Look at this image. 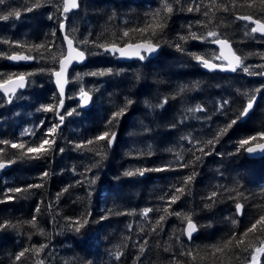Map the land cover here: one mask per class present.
Masks as SVG:
<instances>
[{
  "label": "trees",
  "instance_id": "trees-1",
  "mask_svg": "<svg viewBox=\"0 0 264 264\" xmlns=\"http://www.w3.org/2000/svg\"><path fill=\"white\" fill-rule=\"evenodd\" d=\"M39 2L42 6L31 12L24 9L33 0H8L6 5L0 6V12L15 8L22 13L19 19L0 21V53L23 52L35 57L30 64L14 66L0 56V76L32 73L27 78V89L13 97L11 103L0 94V140L27 145L38 143L48 127L59 122L55 112L39 110L42 105L59 103L49 71L58 69L52 56L59 57L57 44L62 43L59 13L55 7L58 0ZM190 2L173 3L174 11L168 15L166 27L151 37L153 43L160 45L155 58L123 64L91 43L85 45L79 41L85 38L100 43L116 40L121 47L125 40L139 42V34L120 39L122 32L150 23L151 14L163 8L164 0H80L79 10L72 15L76 19L77 33L69 37L85 51L88 61L69 73L66 107L62 113L71 106L69 92L77 83L89 91L91 104L85 110L80 108L74 118H65L50 154L41 159H17L8 170L1 172L0 201L4 202H0V223L10 221L16 226L0 229V264H33L34 253H27L26 259L20 262L15 261V255L24 248L40 244L48 245L39 257L45 264H136L139 245L145 240L142 264H172L173 258L177 264L246 263L248 252L233 247L214 257L211 246L223 243L232 233L239 237L254 218L264 214V157L248 159L243 149L237 152L240 139L264 130V81L258 79L260 75H249L242 69L233 76L202 72L190 53L211 58L215 50L209 47L205 52L203 42L192 39L185 42L180 37L189 34L190 24L191 31L198 35L214 29L229 39L238 55L245 57V65H264L259 55L264 53V37L246 36L245 23L235 19L236 15L264 16V8L259 0L254 8L247 6L248 0H236L235 7L232 0H217V3L227 4L230 11L213 9L212 23L206 29L196 22H207L209 18L201 13L210 6L211 0H195L201 5L200 12H188ZM50 14L53 19H49ZM5 40L52 47L29 53L25 48L4 43ZM177 44L184 51H178ZM108 69H111L110 74L88 75ZM262 70L257 68L258 72ZM77 74L82 78L76 79ZM252 96H258V100L247 119L239 120L221 135L214 148H205V151L211 150V155L196 161L189 151L193 147L189 139L201 142L213 139L237 117ZM165 98L167 103L158 107ZM128 100L132 103L127 105L124 115L108 126L116 136L113 148H104V159L88 150L98 145L74 148V143L93 139L106 130L112 113L125 107ZM225 100L229 103L221 109ZM197 106L205 110L188 111ZM41 121H44L43 126ZM26 129L34 130L35 136L22 135ZM99 143L106 144L105 141ZM0 148L5 150L0 153L5 161L15 159L20 151L9 145L0 144ZM59 148L64 152L60 153ZM178 154L183 161L177 160ZM97 162V167L86 171ZM182 162L192 163L187 168L178 167ZM166 165H170L171 170L146 171L143 176L125 175L129 170ZM45 171L49 176L41 180V173ZM193 172L195 177L186 194L170 211L190 215L197 225V236L189 242L183 233L186 221L176 215H168L162 222L163 230L157 228L153 232L154 222L163 214L157 209L167 206L166 200L160 198L166 193L171 195L174 186H180L183 178ZM91 180L95 183H89ZM30 184L43 186L21 193L6 191ZM65 188L68 191L63 192ZM213 191L217 196L214 200L207 199ZM58 193L62 195L57 200ZM5 195L16 198L5 200ZM237 202L244 205L240 218L235 210ZM145 208L153 209L147 219L141 215ZM33 216L36 217L35 228L27 223ZM84 217L88 223L79 233L68 227V218ZM257 236L264 238V233L249 234L245 246L247 243L258 245ZM166 248L169 251H165ZM188 250L195 260L180 255ZM118 251L123 255L116 260L114 253Z\"/></svg>",
  "mask_w": 264,
  "mask_h": 264
},
{
  "label": "snow or ice",
  "instance_id": "snow-or-ice-1",
  "mask_svg": "<svg viewBox=\"0 0 264 264\" xmlns=\"http://www.w3.org/2000/svg\"><path fill=\"white\" fill-rule=\"evenodd\" d=\"M8 0H0V6L6 5ZM173 3L179 4L180 0H164L163 8L157 9L154 13L151 14V22L146 24L144 27H137L134 29H126L122 32L120 39L129 38L132 34H139L140 40L139 42H131V40H125L123 47H121L120 43L116 40L110 42L100 43L96 40L89 41L87 38L79 41V44H89L91 43L94 47L102 49L104 52L111 53L112 55L119 54L120 57H138L139 59L143 60L146 59V56L142 53L152 54L156 52L160 45L159 43H153L151 37L156 36L159 32H162L163 29L166 27L167 17L169 14L173 13ZM259 4L262 8H264V0H259ZM41 3L39 0H33V3L30 6H27L24 11L31 12L34 8L41 7ZM236 6V0H232V7ZM247 6L249 8L256 7V0H248ZM57 12L59 13V28L62 32H64V41H66V48L60 53L59 57L56 55L52 56L53 61L59 64V69H50L51 75L55 77V83L58 88L59 92V103L57 105H42L41 109L45 112H55L56 116L58 117V123L52 124L46 132L43 134L42 137L39 138L38 143H34L33 145H27L25 142H13L8 140H0V144L2 145H9L13 149H18L19 154L18 156L13 158H8L6 161L2 156H0V170H3L5 167L16 163L17 159H41L44 156L50 154L53 151V146L56 144V138L59 134L61 127L64 124V120L66 116L73 115L76 112V109L65 111L64 114H61L60 110L63 109L64 105V96H65V85L69 82L67 79V71L69 66L73 62H83L86 59V54L84 50L79 48V45L74 43L73 38H69V35L66 31V23L68 21V14L73 12L74 10L80 8V0H58L55 5ZM213 9L216 11H224L229 12L230 8L227 4L224 3H217V0H211L210 6L206 8L201 14L204 17H208L209 19L207 22L205 21H197V25L208 28L209 25L212 23V19L210 17V13L214 15ZM188 12H200L201 5L196 3L195 0H191L188 7L186 8ZM22 13L19 9H11L7 10L6 12H0V21H8L10 18L19 19ZM53 14L49 15V19H53ZM236 20L245 21V35L246 36H255V34H259L261 37H264V16L254 18L252 14L248 15H236ZM249 25H251L249 27ZM189 34L187 36H181L180 39L187 42V40H199L201 42H207L218 46V54H214L211 58H205L202 55L196 53H190L193 58L200 63L204 68L214 70L220 69L221 71H232L235 72L238 68L242 69L243 72L249 75H260L264 76V70L260 72H252L250 69L253 67L251 65H245L244 59L241 55H238L237 52L233 49L231 42L229 39L221 34L216 30H208L206 33L198 35L196 32L191 31L192 25H188ZM74 32L75 29H72ZM52 35H55V31H53ZM4 43H9L10 46H15L18 48H25L29 53L33 50L39 51L41 48L50 49L52 45H21L19 42H10L5 40ZM54 44V42H53ZM178 51H184L183 47L180 44L176 45ZM249 55H254V53H249ZM260 58L264 59V53H260ZM0 56H4L6 59L10 61H29L35 59L30 54H24L23 52H13L12 54L0 53ZM215 61H220V63H214ZM255 67L264 69V65H256ZM43 71V70H42ZM111 69L106 71L100 72H92L88 73V75L93 76H103L106 74H110ZM32 75V73H19V74H10L7 78L0 76V91L3 92L4 96L7 97V102L11 103L13 97H15L17 90L25 88L26 84L28 83V76ZM82 77L77 74L76 79H81ZM256 91H259L257 89ZM71 98V97H69ZM79 99L80 105L79 107H84L89 104L92 97L89 94V91H86L83 87L79 90ZM255 102V96H252L248 99L247 104L242 110L239 112L235 119H232L224 128L220 129L219 132L206 142H201L199 140L189 139V143L192 144V151L193 157L196 161H199L202 156L211 155V150L205 151V148L212 146L214 148L215 144L219 141L221 135L225 134L228 129H230L233 125L237 124V122L248 115L250 110L253 108V104ZM132 103L131 100H128L125 107L119 108L117 111L113 112L109 120L106 122L105 129L103 132L96 135L93 139H89L84 142L74 143L69 141V143H74L75 149L86 148L89 145H98V147L88 148L89 151H94L95 154L101 159H104L106 153L104 148H110L115 140L116 133L109 128V125H113L114 122H118L119 118L122 117L126 111L127 105ZM167 103V98L163 102H161L158 107H163L164 104ZM229 101L225 100L221 103L220 108L223 109L225 105H227ZM205 109L202 106H197L195 109H188L189 112H197V111H204ZM79 114V113H77ZM44 121H41V126H43ZM22 135H33L35 136V131L32 129H26ZM105 141L106 144H100L99 142ZM47 145V147H45ZM243 149L248 154H256L257 152L264 154V130L256 132L254 135H250L246 138L240 139L238 142L237 152ZM4 149L0 148V153H4ZM59 152L63 153L64 149L59 148ZM199 152L201 155H196ZM178 161H183V157L179 154L177 155ZM192 162H182L178 164L180 168H187L190 166ZM98 162L93 164L90 168L86 169V171H91V168L97 167ZM171 170L170 165H166L161 168L156 169H135L129 170L125 172L126 176H133V175H140L143 176L146 171H165ZM49 173L47 171L41 173V180L45 177H48ZM195 177V172L190 175H187L183 178L182 183L180 186H174V190L172 191L171 195L167 193L165 196H162L160 199L166 200L167 206L162 207L161 209H157V211H161L163 214L159 216V218L154 222L155 226L152 227V231L156 232L157 228L161 231L163 230V224L168 215H176L181 217L183 221H186V227L183 230V233L187 236L188 240L192 239L193 233H195L197 229V225L191 219V216L186 213L181 212H171V206L175 204L182 196L186 194V189H188V185L193 181ZM77 183H81L77 181ZM89 183H95V180L89 181ZM42 184H30L26 188H8L6 191L7 193H21L27 192L32 188H40ZM68 191L67 188L63 189V192ZM62 193L57 194V200ZM217 196V192L213 191L207 199L214 200ZM15 196L5 195V200H12L15 199ZM4 202V201H0ZM207 206V205H206ZM52 208V205H49V209ZM244 205L237 202L235 204V210L237 214H243ZM40 207L37 205L36 212L39 213ZM152 208H145L141 215L147 219L148 214L152 212ZM88 216L91 213L87 214ZM106 217H101V219H105ZM54 219V217H53ZM69 219L68 227L79 233L81 229L88 223V219L86 217L79 218L76 220ZM233 224L236 223L235 220L232 221ZM29 225L33 228L36 227V217L33 216L30 221H27ZM16 225H12L10 221H4L0 223V229H5L7 227H15ZM129 229H131V225H129ZM144 229H141L143 232ZM257 232L264 233V214L258 216V218H254L253 221L250 222V226L246 227L245 230L239 235L236 233H232L231 236L221 244L213 245L212 248V255L215 257L216 254H224L226 250L231 251L233 247L241 249L244 252L249 253V257L246 258V264H261L260 257L264 256V238L261 236H257V240H259V244L256 245L254 243H247L246 238L249 234H256ZM40 234L43 235V229H40ZM31 238V237H29ZM179 239V237H177ZM147 240H145L142 244L139 245V255L136 256V264H142L141 257L144 255L146 251ZM47 244H40V245H32L31 248H24L23 250L19 251L15 255V261L20 262L26 259V254L29 252L34 253L33 256V264H45L44 259L39 258L40 254L44 252V249L47 248ZM165 251H169V249H165ZM123 255L122 252L114 253V258L119 260L120 257ZM180 255H187L192 257L193 260L196 257L193 255L191 250L187 252H181ZM172 264H177L175 258H173Z\"/></svg>",
  "mask_w": 264,
  "mask_h": 264
},
{
  "label": "water",
  "instance_id": "water-1",
  "mask_svg": "<svg viewBox=\"0 0 264 264\" xmlns=\"http://www.w3.org/2000/svg\"><path fill=\"white\" fill-rule=\"evenodd\" d=\"M78 9H79V8H78ZM78 9L74 10L73 12L69 13L68 15H71V14L77 12ZM239 21H240V22H243V23L246 24L245 21H241V20H239ZM249 26H251V25H249ZM59 31H60V35H61V42H62L63 47H64V49H65V48H66V41H64V39H63L65 33L62 32V31L60 30V28H59ZM255 35L261 37L259 34H255ZM69 38H70V37H69ZM74 43H75V42H74ZM212 46L215 48V50H216V52H217V54H218V51H219L218 46H216V45H214V44H212ZM103 53L108 54V55L111 56V57H116V58H117V61H118L119 63H123V64H130V63H132V62H142V61L145 60V59L141 60V59H139L138 57H120L119 54L112 55L111 53L104 52V51H103ZM158 53H159V49H158L156 52H154V53H152V54H150V55L147 54V53H142V54H144V55L146 56V59H153V58H155V57L158 55ZM32 62H33V60L15 62V61H10V60L7 59V63H8V64H11V65H14V66H15V65H18V64H25V65H26V64H30V63H32ZM85 63H86V59H85L83 62H79V63H78V62H73V63L69 66L68 71H67V79H68V81H69V73L71 72V70L74 69V68H78V67H80V66H83ZM196 64H197L198 66H200V70H201L202 72H205V73H220V74H227V75H231V76H233V75H235V74L237 73V71L240 70V68H238L235 72H232V71H221L220 69L210 70V69L204 68V67H203L200 63H198L197 61H196ZM58 69H59V64H58ZM58 69H57V70H58ZM52 79H53V86H54V88H55V90H56V93H57V95H58V98L60 99V97H59V92H58V88H57V85H56V83H55V77H54L53 75H52ZM258 79L261 80V81H264V76H259ZM68 86H69V82L65 85V96H64V105H63V108H64V106H65L66 92H67V88H68ZM26 89H27V84H26L25 88L17 90L16 95H18L20 92L25 91ZM0 94H1L4 98L7 99V97L4 96V94H3L2 91H0ZM16 95H15V96H16ZM78 99H79V98H78ZM79 100H80V99H79ZM257 100H258V96H255V102H254V104H253V108L250 110V112L248 113V115H247L246 117H244L243 119L240 120V122H244V121L247 119V117L249 116V114L253 111L254 106H255ZM90 104H91V101L89 102L88 105H86V106H84V107H80V108L83 109V110H85V109L89 108ZM62 111H63V109L60 110L61 114H62ZM56 118H57V120H58V117H57V116H56ZM113 144H114V142H113ZM113 144H112V146L110 147V149L113 148ZM244 155H245V157L248 158V159H259V158L264 157V154H261V153H259V152H257L256 154H251V155H250V154H248L247 152L244 151ZM10 166H11V165L5 167L3 170H0V174H1V172H4V171L8 170V169L10 168ZM237 215H238L239 218L242 216V215H240V214H237ZM185 227H186V226H185ZM185 227H184V229H185ZM197 234H198V230H197L195 233H193L192 238L196 237ZM184 235H185V234H184ZM185 237H186V239L188 240V238H187L186 235H185ZM191 240H192V239H191ZM191 240H188V241L190 242Z\"/></svg>",
  "mask_w": 264,
  "mask_h": 264
},
{
  "label": "rangeland",
  "instance_id": "rangeland-1",
  "mask_svg": "<svg viewBox=\"0 0 264 264\" xmlns=\"http://www.w3.org/2000/svg\"><path fill=\"white\" fill-rule=\"evenodd\" d=\"M71 18V20H70V22H69V20L67 21V23H66V31H67V33H68V35L70 36V35H73V36H75L76 35V33L77 32H75L76 31V29H75V27H76V19H75V17H69L68 19H70ZM72 29H75V31L73 32L72 31ZM202 45H204L205 46V52L207 51V50H209L210 48L214 51L215 49H213L211 46H212V44L211 43H207V42H203L202 43ZM210 47V48H209ZM64 50V47H63V44L62 43H60V41H59V43L57 44V52L59 53V55H60V53L62 52ZM214 52H216V50L214 51ZM216 54H217V52H216ZM106 56H109V55H107V54H105ZM88 59V58H87ZM213 62L214 63H220V61H215V60H213ZM250 71H252V72H258L257 71V67H255V66H253L251 69H250ZM78 84V83H77ZM77 84H75L74 85V88H72L71 90H70V92H69V97H71V98H69V104H71V107L69 106V108L67 109V111L68 110H72V109H76V112H74L73 113V115H71V116H66V118L68 117H72V118H74L75 117V115L78 113V110L80 109V107H79V105H80V100L78 99H76L77 98V96H79V90H80V88L81 87H83V85H80V83L77 85ZM84 88V87H83ZM15 100H16V98H15ZM14 100V101H15ZM63 110H64V108H63ZM62 114H64V113H62ZM264 259V256H261L260 257V261H261V264L263 263V260ZM246 264V263H245Z\"/></svg>",
  "mask_w": 264,
  "mask_h": 264
},
{
  "label": "bare ground",
  "instance_id": "bare-ground-1",
  "mask_svg": "<svg viewBox=\"0 0 264 264\" xmlns=\"http://www.w3.org/2000/svg\"><path fill=\"white\" fill-rule=\"evenodd\" d=\"M79 10V9H78ZM76 13V12H75ZM75 13H73V14H75ZM73 14H71V15H68V17H72V15ZM69 20V19H68ZM105 54V53H104ZM108 55V54H107ZM88 56L86 55V63H87V61H88ZM116 58V57H115ZM117 59V58H116ZM116 61V60H115ZM86 63L83 65V66H85L86 65ZM83 66H80V67H83ZM73 70V69H72ZM28 84H29V81H28V83H27V87H28ZM65 107H66V104H65V106H64V109H65ZM71 107V106H70ZM69 108V106H67V109ZM186 238V237H185Z\"/></svg>",
  "mask_w": 264,
  "mask_h": 264
},
{
  "label": "flooded vegetation",
  "instance_id": "flooded-vegetation-1",
  "mask_svg": "<svg viewBox=\"0 0 264 264\" xmlns=\"http://www.w3.org/2000/svg\"><path fill=\"white\" fill-rule=\"evenodd\" d=\"M146 60H150V59H145L144 61H146ZM144 61H142V62H144ZM142 62H140V63H142ZM78 98H79V96H77V98H76V99L78 100Z\"/></svg>",
  "mask_w": 264,
  "mask_h": 264
}]
</instances>
